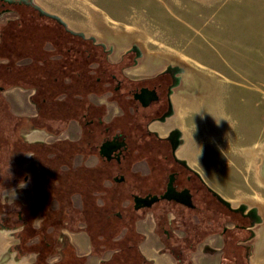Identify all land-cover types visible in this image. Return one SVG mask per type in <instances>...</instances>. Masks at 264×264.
<instances>
[{
  "label": "rangeland",
  "instance_id": "obj_1",
  "mask_svg": "<svg viewBox=\"0 0 264 264\" xmlns=\"http://www.w3.org/2000/svg\"><path fill=\"white\" fill-rule=\"evenodd\" d=\"M32 1L59 16L69 29L103 43L112 60L137 46L140 66L131 74L167 65L184 70L185 89H189L185 90V103L196 107L185 109V158L232 202L244 203L259 215L247 261L239 264H264V85L255 80L264 71H257V56L249 52L254 42L245 36L248 24L243 20L250 15L246 7L236 8L234 0ZM8 39L6 34L0 39L2 80H9L11 68L23 64V41ZM236 80L239 86L231 83ZM27 94L23 83H9L0 92L7 111L15 117L30 113ZM31 128L16 119L12 130L17 138L9 132L0 135L1 163L4 159L19 160L21 146L16 140H23ZM74 131L72 127L67 134L72 137ZM80 161L78 157L75 162ZM21 164L23 172L33 179L39 170L35 161L26 156ZM32 186L28 195L24 190L26 198L34 195L35 184ZM71 204L81 205L77 194L71 196ZM50 206L56 208L57 204L53 200ZM22 257L27 258L24 264H36L32 262L34 254L26 252Z\"/></svg>",
  "mask_w": 264,
  "mask_h": 264
},
{
  "label": "flooded vegetation",
  "instance_id": "obj_2",
  "mask_svg": "<svg viewBox=\"0 0 264 264\" xmlns=\"http://www.w3.org/2000/svg\"><path fill=\"white\" fill-rule=\"evenodd\" d=\"M36 6L32 0H0V39L10 34L9 42L24 43L27 25L59 24L40 14ZM79 37V46L68 35L66 44L55 47L53 41H46L42 50L56 62L54 85L77 86V92L66 89L53 100L70 101V115L79 116L73 119L80 132L70 145V154L74 162L80 157V163L87 161L88 168L104 175L103 189L96 192L98 204L121 222L132 220L133 226L138 210L160 211L165 222L171 215L168 239L182 243L184 248L178 253L185 251V224L196 220L193 241L215 235L222 264L246 262L259 217L252 207L234 203L211 188L185 158V109L196 107L185 103L184 70L167 65L131 74L140 66L141 52L128 49L112 60L103 43L91 36ZM54 39L58 43V36ZM39 76L42 83L44 72ZM144 186L142 192L135 191ZM186 189L192 207L185 205ZM135 195L156 199L136 209Z\"/></svg>",
  "mask_w": 264,
  "mask_h": 264
},
{
  "label": "crops",
  "instance_id": "obj_3",
  "mask_svg": "<svg viewBox=\"0 0 264 264\" xmlns=\"http://www.w3.org/2000/svg\"><path fill=\"white\" fill-rule=\"evenodd\" d=\"M233 4L236 8L246 7L247 12L250 14L243 20L248 24L245 36L248 39L253 38L254 47H250L249 52L257 56L255 59L257 71L263 72L264 0H234ZM30 62V58L23 57L22 66H28L30 65ZM231 68L233 69V66ZM235 70L238 71V64H236ZM255 80L259 81V84L264 85V74L256 75ZM232 82H234L236 86L240 85L238 80L231 81V83ZM36 84L35 82L31 84H23V91L28 93L26 106H28L27 109H30V113L24 112L23 115L17 117L20 120H23L25 127L29 125L32 128L24 133L23 140L20 138V158L19 160L4 159V163L2 162L3 166H6V168L3 173L0 172V190L8 189V195L10 197L15 196L18 192L19 198L14 204H12L11 201L0 200V224L19 233V236L14 239L16 242H13L14 251H17L22 256L26 254V252L34 254V260H32V262H37V258L39 257V251L37 250L46 245V247L43 248L44 251L42 253H46V261L49 264H58L64 260H66V264H72L70 257L81 259L83 264H102L111 258L114 250H105L101 254L93 253L91 238L85 229V224L83 222H72L66 217V215H63V212H69V208L80 209L82 207V198L79 193H72L69 196V202L64 200L61 203L57 199L55 192H49L48 188L44 186L43 192L48 191L47 200L43 198L40 199V205L44 210H38L33 215L29 213V209L33 202H37L38 200L35 194L38 188L37 184L40 181L42 184L43 179L45 178V176H43L44 167L47 166L50 160L53 163L58 164V168L61 171H68L69 169L71 170L79 166L89 167L86 162H74V156L70 154V146H68L72 144L73 139L79 135L80 128L73 122V119H77L79 116H77V114L74 116L69 115L65 121H55L53 119H45L46 121H43L42 114H44L46 110L45 108L43 109L42 104H40V102L43 103V99L38 96V87H36ZM1 88L2 87H0V90ZM59 101L62 102V100ZM72 127L75 128V133L71 137L67 133ZM189 135L188 132V136ZM23 141L28 145L27 148L30 147L25 152L22 151ZM33 145H37L35 146V151L33 150ZM62 145H65V150H63L64 146L61 147ZM26 156L27 158L34 160L39 168L35 174L36 179L35 177L33 179L32 177H28V175L23 172L21 163ZM202 177L211 188L227 199H231L228 194L221 192L220 188H218L213 181L207 180L203 175ZM12 178L15 180L11 181ZM25 181H27L30 186L21 189L19 183H25ZM33 183L35 184L33 192L36 197L33 199L34 195L31 194L30 197L26 198L24 190L27 193L26 195H28V193L32 191ZM56 183L57 180L54 181V184ZM8 184L9 187L4 188V186ZM74 194H77L80 197L81 205L79 207L71 204V196ZM53 200L57 204L56 208L50 206V203ZM49 211L53 213V215L62 218L64 217V219L61 223L52 220L48 227H43L47 222L49 223L46 214V212ZM170 216H167V222H165L163 213L160 211L140 210L139 214L138 212L136 213L137 220L135 221L134 229L141 236L137 248L139 255L145 264H222L220 253L221 245L218 243L215 235H210L202 241L197 242L191 239V232L195 230L194 224L197 223L196 220H194V224L193 222H190L187 225L185 224V251L178 253V249H182L184 246L182 243L176 244L174 241L168 239L169 232L172 231L169 225ZM29 223H31L32 228L37 229L38 233L29 235L31 230L28 229ZM176 233L181 235V232L178 230ZM34 238H36V241L33 242ZM58 243L61 246L69 245L68 247L71 254L67 253L66 259H63L65 256L59 251L60 246H54V244ZM49 245H51L52 249L48 248ZM23 246L28 247V249H23ZM250 246L251 244H249V247ZM49 255H51L50 258ZM28 264L31 263L29 262Z\"/></svg>",
  "mask_w": 264,
  "mask_h": 264
},
{
  "label": "trees",
  "instance_id": "obj_4",
  "mask_svg": "<svg viewBox=\"0 0 264 264\" xmlns=\"http://www.w3.org/2000/svg\"><path fill=\"white\" fill-rule=\"evenodd\" d=\"M58 25H46L45 22L27 25V27L23 29V35L26 37L27 41L24 42L23 46L21 47L23 48V57L30 58V65H15L10 70L9 80H2V78H0V87L2 88H4L9 83H37L36 87H38V96L43 99V103L40 102V104H42L43 109L45 108L46 110V112L42 114L43 121L45 119L65 121L73 111L69 106L70 101H54L53 98L66 89H75V92H77V86L72 88V86L68 85H66V87L54 85V80L56 78L54 71L56 68H54V64L56 62L51 58L52 55L50 53L44 52L42 50V46L46 41H53L55 47H60L63 45V43L66 44L68 35L75 37L77 40L76 46L80 45L79 42L81 41V38L78 35L65 32L62 26ZM8 36L10 37V34H8ZM56 36L59 38L58 43L54 39ZM76 62L78 63V61ZM41 63L44 65V70L41 68ZM42 71L44 72V77H42L43 81L41 83L39 82V78H41L39 75L42 73ZM11 73L13 74L12 78ZM2 75L3 77L5 76L4 73ZM77 111L78 110L76 108L74 112L76 113ZM16 119L19 118L12 116L7 111V104L0 95V135H2L3 132H9L12 136L17 138L15 131L12 130L13 122ZM16 141L21 146V141L19 142V139ZM27 146L28 145H26V143L23 141V152L30 148H27ZM33 146V150L35 151V146L37 145ZM63 146V150H65V145H62L61 147ZM4 169L5 167L3 166V163L0 162V172L3 173ZM43 174L45 178L43 179L42 184L41 181L37 184L38 188L36 191V196L39 201L37 200V202L35 201L31 205L29 209V213L31 215L35 214V212L38 210H44V208L40 205V199L48 198V191L55 192L57 199L61 203L64 200L69 202V196L72 193H79L82 198V207L80 209L69 208V212H61H63V215H66V217L72 222H83L85 224V229L91 238L93 253L101 254L105 250H114L111 258L102 264H145L139 255L137 248V244L140 241L141 236L135 231L132 220L129 219L128 221L127 219V222L125 223L119 221L116 217L109 215V209H105L104 205H99L97 202V199L100 195L96 194V192L103 189V174L101 176V173L96 168L91 169L84 166H79L71 170L69 169L68 171H61L58 168V164L53 163L51 160L48 162L47 166L44 167ZM14 180V178L11 179V181ZM56 180L57 183L54 184V181ZM44 186L48 187L47 192H43ZM46 214L47 218L49 219V223L47 222L45 225H43V227H48L52 220L61 223L64 219V217L62 218L58 217L57 215H53V213L50 211L46 212ZM123 228L125 230L122 232ZM28 229H31L29 235L38 233L37 229L32 228L31 223L28 224ZM54 246H60L59 251L61 254H63V256H65L63 259L67 258V253L71 254V251L68 247L69 245L61 246L58 243L54 244ZM45 247L46 245L44 247H40L37 250L39 251V257L37 258L36 264H49L46 261V253H42L44 251L43 248ZM48 248L52 249L51 245H49ZM23 249H28V247L23 246ZM70 259L72 264H83L79 258L70 257ZM66 263V260H64L58 264Z\"/></svg>",
  "mask_w": 264,
  "mask_h": 264
},
{
  "label": "clouds",
  "instance_id": "obj_5",
  "mask_svg": "<svg viewBox=\"0 0 264 264\" xmlns=\"http://www.w3.org/2000/svg\"><path fill=\"white\" fill-rule=\"evenodd\" d=\"M27 186L28 182L25 181L20 187L23 189ZM18 198V192L15 196L10 197L8 195V189L0 190V200L11 201V203L14 204ZM18 236L19 233L0 224V264H24L27 258L22 257L17 251H14V245L11 243V241Z\"/></svg>",
  "mask_w": 264,
  "mask_h": 264
},
{
  "label": "water",
  "instance_id": "obj_6",
  "mask_svg": "<svg viewBox=\"0 0 264 264\" xmlns=\"http://www.w3.org/2000/svg\"><path fill=\"white\" fill-rule=\"evenodd\" d=\"M39 13L44 15V16H47L53 20H55L57 23L61 24L62 26H64L66 28V30H68L70 33L72 34H76V35H79V36H84L82 32H79V31H74V30H71L69 29L65 22L57 15L55 14H52V13H49V12H46L44 11L42 8H40L39 6H36ZM93 38V37H91ZM94 39V38H93ZM130 50H133V51H136L137 54L140 53V50L138 49L137 46L133 45ZM163 197H166V196H163ZM156 199V197H151L149 198L148 196H145V197H140V196H134V201H135V206L134 208H139V207H143V206H149L151 204V202ZM185 205L186 206H189V207H192V202H191V197H190V194L188 192V190L186 189L185 190Z\"/></svg>",
  "mask_w": 264,
  "mask_h": 264
},
{
  "label": "bare ground",
  "instance_id": "obj_7",
  "mask_svg": "<svg viewBox=\"0 0 264 264\" xmlns=\"http://www.w3.org/2000/svg\"><path fill=\"white\" fill-rule=\"evenodd\" d=\"M261 175H264V167H261Z\"/></svg>",
  "mask_w": 264,
  "mask_h": 264
}]
</instances>
